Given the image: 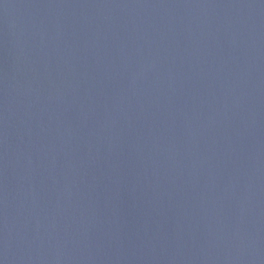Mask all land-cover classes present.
<instances>
[{
  "label": "water",
  "instance_id": "1",
  "mask_svg": "<svg viewBox=\"0 0 264 264\" xmlns=\"http://www.w3.org/2000/svg\"><path fill=\"white\" fill-rule=\"evenodd\" d=\"M0 264H264V0H0Z\"/></svg>",
  "mask_w": 264,
  "mask_h": 264
}]
</instances>
